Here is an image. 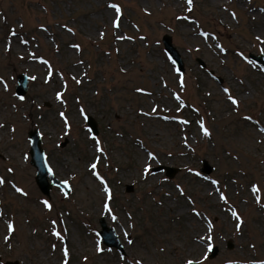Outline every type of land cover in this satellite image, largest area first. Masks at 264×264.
Returning a JSON list of instances; mask_svg holds the SVG:
<instances>
[{
  "label": "rangeland",
  "instance_id": "rangeland-1",
  "mask_svg": "<svg viewBox=\"0 0 264 264\" xmlns=\"http://www.w3.org/2000/svg\"><path fill=\"white\" fill-rule=\"evenodd\" d=\"M249 54L264 59V0H0V264H264ZM29 130L67 193L38 188Z\"/></svg>",
  "mask_w": 264,
  "mask_h": 264
},
{
  "label": "water",
  "instance_id": "water-1",
  "mask_svg": "<svg viewBox=\"0 0 264 264\" xmlns=\"http://www.w3.org/2000/svg\"><path fill=\"white\" fill-rule=\"evenodd\" d=\"M163 44L165 51L167 55L170 57V59L176 64L178 67V70H182V62L179 59V56L175 50V48L171 44V37L170 35L166 34L163 36ZM250 58H252L254 61L262 65V68L264 69V59L262 56H252V54H249ZM200 64L202 62L198 60ZM27 88V76L25 74H19L17 75V85L15 87V93L17 96L22 97L23 94L26 92ZM85 119L87 121L88 127L92 134H97V127L96 122L94 119L89 116L85 115ZM28 139L30 140V150L29 154L31 157L30 163L35 167V182L38 186V188L41 190L42 193L45 195H48L49 190L52 186H59L62 191L67 193L69 191L70 185L66 181L59 180L52 172V169L50 168L46 156L44 154V151L41 147V140H40V133L38 130H29L27 133ZM62 146L64 143L61 144ZM203 165L206 166V161L203 162ZM163 169L168 177H172L175 172L178 170V168H172L170 166H159L155 168L156 170ZM203 172L208 173V171L205 170L203 167L201 169ZM100 225L101 230L98 231V235L102 238L103 243L107 246H115L118 249L121 250V246L119 243V240L113 231L112 228L107 226L104 222V219H100ZM214 251L211 254V257H213L217 251L216 247H213ZM5 264H18V261H6ZM194 264V263H193Z\"/></svg>",
  "mask_w": 264,
  "mask_h": 264
},
{
  "label": "snow or ice",
  "instance_id": "snow-or-ice-1",
  "mask_svg": "<svg viewBox=\"0 0 264 264\" xmlns=\"http://www.w3.org/2000/svg\"><path fill=\"white\" fill-rule=\"evenodd\" d=\"M191 2H192V0H188V3L189 4H191ZM119 12V9H117V13ZM225 91H227V89L225 90ZM233 103H235V101L233 100ZM201 127H202V129H203V131H204V134L205 135H207L208 134V130L206 129V128H203V124H202V122H201ZM93 167H95V165H93ZM4 183V181L3 180H0V184H3ZM18 192L19 191H21L20 189H16ZM221 198L223 199V196H221ZM46 203V206H48L47 205V202H45ZM234 215H235V213H233ZM237 227H239V225L237 226ZM11 231H13V227H12V225L11 224H9V232H11ZM56 235H59V233H55ZM209 248H211V245L209 246ZM100 249H98V251H99ZM68 255V252H67V250L65 249V256H67ZM187 264H193V262L192 261H188L187 262Z\"/></svg>",
  "mask_w": 264,
  "mask_h": 264
}]
</instances>
